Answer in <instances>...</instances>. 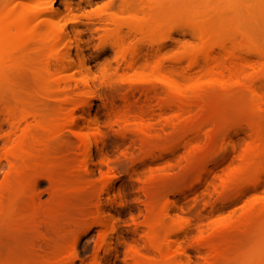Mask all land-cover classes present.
I'll return each mask as SVG.
<instances>
[{
	"label": "bare ground",
	"instance_id": "obj_1",
	"mask_svg": "<svg viewBox=\"0 0 264 264\" xmlns=\"http://www.w3.org/2000/svg\"><path fill=\"white\" fill-rule=\"evenodd\" d=\"M54 1L0 2V167L7 168L0 184V217L25 221L27 210L35 209L38 202L28 192H34L37 179L43 177L58 208L66 205L64 196L86 197L75 221L95 216V222L83 235L93 226H102L100 246L113 238L125 242L113 225L120 219L119 207L125 202L124 187L116 185L114 164L109 158L107 130L115 126L116 133L130 142V149L140 153L130 160L134 172L181 162H185V169L194 164L204 169L210 165L203 196L209 199L214 194L217 199L215 204H205L209 207L207 217L229 210L228 221L214 224L211 234L200 235L191 243L185 218L193 215L198 197L192 203V196L182 192H154L167 179H153L143 190L145 220L134 229L143 235L149 250L160 260L178 263L189 261L193 251L198 257L204 255L205 264H264V235L253 236L257 227L264 231V47L260 44L264 37V0H245L251 30L228 36L219 33V23L209 19L210 8L199 0H118L121 17L109 15L113 5H106L88 19L97 25L96 31L111 39L110 48L115 54V68L107 64L101 74L94 73L88 64L78 26L69 30L65 25L48 24L56 15ZM64 3L69 11L71 2ZM229 8L237 13L235 7ZM180 21L204 22L201 28L188 25L187 30L178 32L185 43L181 50L166 56L161 38L143 45L149 35L161 34L167 28L172 31L174 23ZM238 35L244 37L243 44L237 45ZM192 39L198 42L197 48L192 47ZM185 62L186 75L220 78L222 95L234 92L249 97L255 117L214 122V116L203 115L205 88L181 86L176 81L178 69ZM111 69L116 73L150 71L164 87V98L159 96L158 87L140 79L122 95L123 108L118 110L115 97L96 90L97 85L105 84ZM113 91L120 93L119 89ZM136 92L147 100L143 107L152 102L154 109L149 108L151 104L148 109L134 108L131 101ZM96 100L107 106L103 122L94 112ZM4 125L8 128L5 132ZM201 136L205 146L190 150ZM166 143L173 145L164 150ZM180 149L186 155L178 160ZM94 166L108 169L99 183L91 179ZM189 170L192 173V168ZM11 193H18V208L24 213L5 207L4 201ZM245 200L246 204L238 206ZM51 213L41 210L34 223L45 222ZM250 237L261 239L244 256H236V249ZM106 247L103 256H95V264L103 260L115 264L118 250ZM62 256V260L68 257ZM67 259L68 264H75L74 258ZM146 259L137 247H131L125 257L127 264H150Z\"/></svg>",
	"mask_w": 264,
	"mask_h": 264
},
{
	"label": "rangeland",
	"instance_id": "obj_2",
	"mask_svg": "<svg viewBox=\"0 0 264 264\" xmlns=\"http://www.w3.org/2000/svg\"><path fill=\"white\" fill-rule=\"evenodd\" d=\"M5 0H0V2ZM71 2V9L65 10L64 2ZM202 6L208 5L210 8L209 19H213L218 24L219 33L223 36L234 34L236 31L248 32L251 30L252 24L248 9L245 5V0H199ZM112 4V12L109 15H116L121 17L120 12L117 8L118 0H55L53 2V8L56 11V15L50 19L48 24L65 25L67 29L71 30L74 26L79 27V31L83 35V46L84 53L88 60V64L92 71L96 74H101L102 70L107 64L115 66V54L110 48L111 39L105 37L102 31H96L97 25L90 23L89 18H92L97 14L98 11L104 8V6ZM235 7L237 13L231 10L229 7ZM224 16L222 20L220 18ZM76 21L77 23H73ZM75 24V25H74ZM174 29L168 30V28L161 34L149 35L146 40L143 41V45L147 44V41H158L160 38L166 44V56H170L177 51L181 50L185 44L182 36L178 32L187 30L188 25L193 28H201L204 24L202 21L198 22H186L180 21L174 23ZM126 29H123V34ZM171 32V33H170ZM171 35V36H169ZM171 38L177 39V43H174ZM188 38V37H187ZM261 46L264 47V37H261ZM189 40V38H188ZM245 42L243 36L237 37V45ZM198 42L192 39V47H198ZM74 51V50H73ZM206 52V49H202V52ZM204 52V53H205ZM203 53V54H204ZM115 68V67H114ZM187 69V63H183L178 69V77L176 81L179 85H192L194 87L205 88V94L203 95L204 111L203 115H211L216 119L217 122L224 121L223 118L230 121L241 120L245 118L255 117L252 109V104L247 96H239L237 93L232 92L230 95L224 96L219 91L218 80L220 78L214 77H203L199 75H186L183 70ZM140 79H144L150 82L149 85L158 87L160 91V97L164 98V87L157 83L156 76L150 71H146L143 74L138 72H118L111 69L105 77V84L96 86V90L105 92L109 97H115L118 110H122L123 101L122 95L128 93L130 88ZM227 79V77H225ZM119 89L120 93H115L113 90ZM144 96L141 93L136 92L132 99L133 107L138 109L145 108L152 103H146L145 105ZM156 103V102H155ZM153 105V104H151ZM156 105V104H155ZM146 106V105H145ZM153 107L149 108H153ZM151 111V110H150ZM149 111V113H150ZM94 112L98 114L100 121H104L107 113V106L102 104L99 100L95 101ZM132 116V115H131ZM152 121L157 122V117L152 116ZM7 126L4 125L2 131H7ZM110 135L111 146L109 148V158L113 162V171L117 178L116 185H123L124 187V198L125 202L119 207L121 211V217L118 221H114L118 230L125 237V242L118 243L116 238L112 241L107 242L106 245L100 246L98 243L100 232L104 231L102 226H93L87 234H82L86 227L92 225L95 222V216L89 218L84 222L76 223V213L85 203V196H75L71 199L63 197L65 200L62 205L64 207L58 208V202H54L49 192L48 181L40 177L37 179L34 192H28L38 198L35 209L27 210L24 217L25 221L17 220L13 221L10 217H0V264H68L70 259L74 258L75 264H95L94 259L97 254L100 256L104 255V249L107 245H110L112 250H118L117 259L115 264H127L125 257L129 253L131 247H137L144 254L146 261L150 264H205L204 255L198 257L195 252H191L190 260L186 261L182 259L180 263L175 261H163L160 260L158 255L149 250L144 242L143 235L135 233L134 229L136 225H142L145 220V200L144 189L150 186L152 180L155 181L164 177L167 179V183L157 191L154 192H182L186 196L198 197L196 207L192 210L193 215L185 218L189 224V231L192 240L195 241L200 235L207 237L212 233L213 226L216 223H224L228 221L227 212L225 210L222 214L219 213L216 217H207V211L209 210L208 205L215 204L216 195H212L209 199L203 196V184L208 178L212 166H208L206 169L199 165H192V173L189 172L191 168L185 169V162L175 163L173 166L158 165L149 170H140L134 172L131 167L130 160L136 159L140 156L137 149H130V142L122 139L116 133V127L108 128ZM205 139L201 136L190 150L196 149L197 147L205 146ZM0 142V148H1ZM173 143H166L163 145V149L167 150ZM193 147V148H192ZM189 150V151H190ZM186 155L183 149H180L177 159H181ZM7 168L0 167V184L4 182V176ZM108 171L106 166H94V175L91 178L94 182L99 183L102 175ZM220 172V168L216 170ZM200 177V178H199ZM156 187V186H155ZM154 188V187H153ZM259 193V192H258ZM261 197L263 194H257ZM18 193H11L6 197L4 201L7 209L13 208L18 213H24L19 211L18 208ZM176 197H183L182 195H176ZM256 198L254 195L252 198ZM250 200L251 197H248ZM68 199V201L66 200ZM259 199V198H258ZM255 199H251L253 201ZM67 201V202H66ZM250 202V201H249ZM15 204V208H14ZM246 204V200L240 205ZM58 206V207H57ZM9 207V208H8ZM41 210H51L50 217L45 222L34 223V220H38L35 217L39 215ZM77 211V212H76ZM107 220V217L105 218ZM253 236L264 235V231L260 228H255ZM255 234V235H254ZM250 237L245 239L241 246L236 249V256H244L247 252L251 251L252 248L257 244L261 238ZM237 248V247H236ZM58 252V254H57ZM62 252L65 253L63 256L68 255L65 260H62ZM67 253V254H66ZM206 252L203 251V254ZM59 257H56V255ZM61 254V255H60ZM164 254H167L165 251ZM62 256V257H63ZM63 257V258H64ZM57 259V260H56ZM59 260V261H58ZM101 264H106L103 260ZM135 264V263H129Z\"/></svg>",
	"mask_w": 264,
	"mask_h": 264
}]
</instances>
